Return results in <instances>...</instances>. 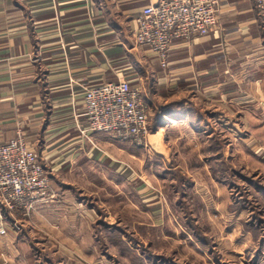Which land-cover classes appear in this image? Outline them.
Segmentation results:
<instances>
[{
    "label": "crops",
    "instance_id": "obj_1",
    "mask_svg": "<svg viewBox=\"0 0 264 264\" xmlns=\"http://www.w3.org/2000/svg\"><path fill=\"white\" fill-rule=\"evenodd\" d=\"M158 1L0 0V146L21 131L41 164L51 170L55 195L28 212L11 214L0 208V227L7 226V234L0 235V264H21V246L27 256L32 254L38 234L46 245L66 254L97 259L101 248L95 224L101 203L92 188L93 169L111 170L124 181L134 177L137 204L153 219L134 225L160 234L172 220L161 198L155 194L150 199L153 189L149 190L145 174L132 168L135 146L111 134H82L87 128L85 88L121 80L136 87L139 79L154 75L157 98L168 102L172 95L165 96L168 88L179 92L181 86H191V109L187 101L164 108L155 100L157 106L145 89L149 112L161 109L150 141L156 137L155 152L162 157L170 152L173 140L182 139L170 138L172 131L180 135L191 125L197 143L193 130L199 133L202 125H209L206 109L218 112L214 119L232 107L264 112V15L254 1L221 0L217 28L191 42H174L166 68L133 40L136 19ZM200 148L195 147L193 157L205 156V146ZM73 178L77 181H67ZM125 199L121 201L130 203ZM166 233L175 235L171 230Z\"/></svg>",
    "mask_w": 264,
    "mask_h": 264
},
{
    "label": "rangeland",
    "instance_id": "obj_2",
    "mask_svg": "<svg viewBox=\"0 0 264 264\" xmlns=\"http://www.w3.org/2000/svg\"><path fill=\"white\" fill-rule=\"evenodd\" d=\"M154 80V75L138 80L136 88H139L142 97L148 88L152 94L151 100L157 106L160 104L165 108L173 102L187 101V108L191 109V86H181L179 92L178 89L168 88L170 93L167 91L165 96L172 94L167 98L169 101H160L155 93ZM155 100H159V104ZM154 111L152 108L149 112V129L145 140L141 146L133 147L136 156H133L131 166L136 173L142 171L145 174L149 190L153 189L149 191L152 192L150 199L156 198L155 194L161 198L167 204V212L170 211L172 220L164 224L160 232L162 237L158 235V240L161 239L159 245L155 246L154 235L150 234L151 239L142 237L134 225L143 224L135 222L142 220L144 224L153 223L152 216L148 217L147 212L137 204L138 185L134 183V177L124 181L122 176L114 175L111 170L98 172L93 169L92 188L95 198L101 203L99 221L126 229V239L132 246L139 247V251L136 250L140 255L142 249H148L150 239V250L162 256L167 264H264V112L232 107L223 110L222 115L218 116L221 119H214L218 112L213 108L206 109L204 114L210 118L209 125H202L203 131L199 133L193 130L199 143H195L191 136V125L189 130L181 129L180 135L177 130L168 132L170 138L182 139L173 140L169 145L170 152L162 157L155 152L158 151L154 145L156 137L150 141L159 117V112ZM150 142H153L152 146ZM199 145L201 148L205 146L203 151L200 148L205 155L201 159L193 157L197 152L194 151L195 147ZM67 181L75 182L77 179ZM191 182L192 191L200 197L203 206L191 203V188H187ZM181 186L186 189L182 190ZM90 192L93 193L92 190ZM182 192L187 195L182 197ZM108 198L113 201L105 202ZM121 198H126L125 202L130 203H124ZM122 203L125 204L124 208ZM193 210L196 212L191 213ZM197 212L199 217H196L197 214L191 215ZM178 217L185 219L179 220ZM181 220L189 222V225L186 224L189 230L191 221L198 222V228L210 245L204 247L190 235ZM165 227L175 235L167 234ZM234 231L238 233L233 234ZM130 234L134 235L132 239L129 238ZM38 235L32 254L27 256L23 253L25 248L21 246V264H136L130 250L123 248L115 239L107 243L105 251L99 237L96 238L101 251L97 259L92 260L87 255L66 254L61 248L46 245L44 236ZM99 235L104 236L103 230ZM258 255L262 260L256 262Z\"/></svg>",
    "mask_w": 264,
    "mask_h": 264
},
{
    "label": "built area",
    "instance_id": "obj_3",
    "mask_svg": "<svg viewBox=\"0 0 264 264\" xmlns=\"http://www.w3.org/2000/svg\"><path fill=\"white\" fill-rule=\"evenodd\" d=\"M253 1L258 13L264 15V0ZM220 3L221 0H159L145 7L136 19L133 40L147 47L158 64L166 68L174 42H191L217 28ZM84 117L85 135L111 134L139 147L148 134L149 107L139 88L126 80L85 88ZM50 172L18 131L15 139L0 146V208L11 214L28 212L51 201L55 195ZM6 228L0 227L1 236L7 234Z\"/></svg>",
    "mask_w": 264,
    "mask_h": 264
},
{
    "label": "trees",
    "instance_id": "obj_4",
    "mask_svg": "<svg viewBox=\"0 0 264 264\" xmlns=\"http://www.w3.org/2000/svg\"><path fill=\"white\" fill-rule=\"evenodd\" d=\"M187 188H191V203H193L194 205H201L203 206V203L200 199V197L198 195H196L192 189H193V183L191 182V185H187ZM181 189L184 190L186 188L181 186ZM182 197L186 196L187 194H185L184 192H182ZM201 203V204H200ZM200 207V206H199ZM178 208H175V210H177ZM196 212L195 210L191 211V213ZM196 214L198 216H196ZM191 215H195L196 217H199V212L195 213V214H191ZM178 219H185V218H180L178 217ZM187 219V218H186ZM186 221V220H185ZM183 220H181V222H184L183 224L186 226V224L189 225V222H185ZM182 224V223H181ZM182 224V225H183ZM260 224V222H259ZM183 225V226H184ZM137 231H139L142 234V237H148L150 236V234L154 235V239H155V246H158V242H160L161 239L158 240V235L159 232L156 233V229H151L150 227H146L145 225H135ZM198 222H193L191 221V230H189L187 228V226L185 227L188 231L189 234L192 235L194 238H196L197 240H199V242L204 246L207 247L210 245L209 240L206 239L205 235L203 234V232L200 230V228H198ZM103 230L104 236H100L99 233H101V231ZM165 230L168 232V228L165 227ZM142 231V232H141ZM155 232V233H154ZM191 232V233H190ZM95 235L96 238L98 239L99 237V241L102 244V247L105 249V251L107 250V243L110 241L113 242V240L115 239L123 248L129 249L130 253H131V258H133L134 263L136 264H162L160 261H165L164 258L162 256H158L156 255V253L152 252L151 249V237L149 240V244H148V249L147 247L141 250V254L140 255L137 250L139 247H135L132 246L128 240L126 239V236L128 237V234L126 233V229H120L116 226H111L107 223H105L104 221H99L95 224ZM135 235L136 232H133ZM171 235V233H168ZM132 236H134L133 234L129 235V238L132 239ZM105 237V238H104ZM98 241V242H99ZM136 241V240H134ZM137 249V250H136ZM139 251V250H138ZM260 255V254H259ZM258 255V258H259ZM256 262L258 261V259L255 260ZM263 261H264V257H263Z\"/></svg>",
    "mask_w": 264,
    "mask_h": 264
}]
</instances>
